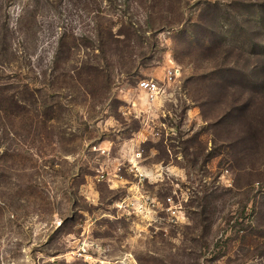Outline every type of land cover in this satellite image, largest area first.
<instances>
[{"label": "rangeland", "instance_id": "374dc122", "mask_svg": "<svg viewBox=\"0 0 264 264\" xmlns=\"http://www.w3.org/2000/svg\"><path fill=\"white\" fill-rule=\"evenodd\" d=\"M0 264H264V0H0Z\"/></svg>", "mask_w": 264, "mask_h": 264}, {"label": "built area", "instance_id": "2783aa9c", "mask_svg": "<svg viewBox=\"0 0 264 264\" xmlns=\"http://www.w3.org/2000/svg\"><path fill=\"white\" fill-rule=\"evenodd\" d=\"M140 86L148 90L151 96L158 94L159 85H158V82L154 80H143L141 81Z\"/></svg>", "mask_w": 264, "mask_h": 264}]
</instances>
